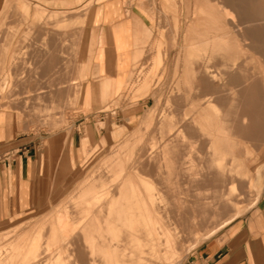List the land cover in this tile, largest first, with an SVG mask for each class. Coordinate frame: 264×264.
Instances as JSON below:
<instances>
[{
	"label": "rangeland",
	"instance_id": "1",
	"mask_svg": "<svg viewBox=\"0 0 264 264\" xmlns=\"http://www.w3.org/2000/svg\"><path fill=\"white\" fill-rule=\"evenodd\" d=\"M138 1L140 12L148 17V25L150 28L147 29L151 30V36L147 33L139 40V43L136 41V51L134 53L136 57L134 63H132L133 80L124 83V87L119 93L116 89L118 77L115 78L113 91L112 93L108 91L109 93L107 92L105 94V98L101 82L109 75L104 72H97L101 69L99 65L101 60L98 55L103 52H99V50L96 51L95 49L98 44V38L93 28L89 25V10L87 9V5L86 7L74 10H53L40 3H35L33 0H0V46L2 44V49L0 48V60L2 59V61H0V138L2 137V139H4V141H0V155L2 156L3 152L10 150L12 147H17L21 142H38V144L49 147L53 140L51 136L62 132H65L66 135H70L73 130L78 132L82 130L86 135V133L88 134L94 130L100 131L102 128L106 130V133H101V144L98 145L96 143L90 146L91 151L86 155L79 168L74 170H52L48 198L43 201L41 207L37 209L36 212H28L25 216L20 218H12L0 222V251L2 252L3 250V254L0 252V257L5 255L4 248L10 247L14 245V243L15 246H17L16 242L17 244H21L22 242V245L18 244L17 246L21 248L19 249L21 250L20 254H17L13 259L11 258L9 260L10 263L12 262L11 264H23V262L30 264L28 261L31 262L27 254L29 243L23 242V240L18 242L19 238L22 239L29 235L33 237L37 231L41 227L44 228L45 225L46 228L44 229V233L48 232L47 228L50 226L48 222H50L58 212L61 211L65 213L66 206L67 212L69 213L71 211V215L72 212H76L80 215L79 212L74 209V202L78 200L82 186L92 177L100 175L99 173H102L101 171L103 170H107L105 175L110 173L106 166L107 159L113 155L116 150L119 149L118 151H120L123 148L122 150L125 151L123 155L127 158L129 156L128 152L130 149H133L134 140L137 139L138 145L135 146L137 148L135 149L136 153H134V155H137L138 152L142 150V147H146V149L152 147L154 148V153H161V151H163V141L167 138V127H160L161 116L169 112L168 109H170V105L168 101L174 98L177 91L180 90L179 92L183 94L185 93L184 91L188 92V89H191L189 87L192 84V80L194 81V75L193 72L189 70L192 66L189 60L202 58V54L205 55V53L206 55L203 58H207L211 61L212 69L215 68L217 70L219 67L218 70L221 68L225 70L229 67V72L227 75H224L225 78L222 80L220 79L219 82H217V86H212V89H218L217 91L222 93L221 102H227L229 100V103H231L229 106L233 104L232 102H236V104H233L234 106L232 105L233 107L231 106V119L234 121V131L235 134H237L236 138L241 136L238 138L240 139L238 144L241 146L239 147L236 145L234 148L235 154L239 155L240 158L238 156L239 160L236 162L229 161L231 154H228L227 157L229 156V158L226 163L228 166L235 167V172L238 171V168L244 171L245 180L238 183V192L234 195L235 199L232 198L234 201L239 202V206L247 207H245L236 218H231L234 211L233 209L236 207L231 209L233 211L224 207L226 209L225 211L228 210L229 212H224L222 210V205L218 204L217 207V199L212 197L216 191L215 189L218 188L220 191L216 192L220 193L222 189L226 187L223 186L224 184H222L223 182L221 181L215 183L212 177L207 178L209 183H205L204 180L199 185H194L195 187L190 185L189 182H185L181 185V189L179 190L180 195H176V198L178 197L177 200L173 197L170 198V195L163 196L161 194L164 193H161L159 198L163 201H160L161 199H159V201L164 204L166 203L165 205H169L173 200L181 204L185 201L190 205L191 211L187 204L185 205L184 203L182 206L179 203L180 208L182 206V209L185 208V210H187L181 211L180 209V211L183 214H187L188 212L190 216L197 213H194L192 210L195 211L196 209V211L200 213L202 209V214L200 213L201 216L197 213V219H200L203 214H206L207 218L212 219L214 223L215 232L212 237L224 238L231 234L232 226L236 221L250 215L251 212L260 207L263 201L264 0H228V2L234 3V7L230 5L229 8H224L225 5L223 4H221L223 5L222 7L220 4H216L215 2H218V0H211V4H216V10L219 7L217 10L218 12L219 9L221 11L223 8V11H221L222 13H219L223 17L222 21L229 24L228 26H232V30H236L235 35L244 49V51L237 52V54L241 53L242 56L240 54V56H237L235 49L232 51L233 53L235 52L234 54L225 51L226 54L224 53L221 55L222 59L224 58L223 60H220V56H218L220 58L217 57V59L212 57V50L199 51L195 49L194 51L189 49V46L187 48L185 47V45H190L194 40L193 31L196 29V26L197 28H202L203 21H206V17H209L208 12L206 14V11H201L202 8L207 6L205 0ZM226 8H228L229 11ZM233 17H235V20H233ZM225 19H227V22ZM33 22L35 24L37 23V25H34ZM191 28H194L193 31ZM185 32H187L186 34L190 37L185 35ZM188 33H192V35ZM184 35L189 39L191 38V42H189V40L186 41ZM3 43H5V45ZM181 44H183L184 47ZM32 49H34V51H32ZM184 49H186L188 53ZM179 50H181V52ZM177 51L179 52L177 53ZM32 52L37 53L36 57ZM198 52L200 53L198 54ZM3 54L6 57L3 56ZM207 54H209V57ZM179 55H181V57ZM2 57H4V59ZM112 61L113 59L110 57L109 70H113ZM230 62L232 66L229 64ZM184 64H186V66ZM96 72L97 74H95ZM145 77H148L149 80L147 88L143 90L136 89L137 83H140ZM182 77H184V79ZM101 79L103 80L101 81ZM185 81L188 83L186 84ZM223 84L226 85L224 88ZM78 85L81 88H79ZM74 87L76 88L74 89ZM175 87L177 88L175 89ZM183 88H185L184 91ZM78 90L80 93L79 98H77L78 102L76 100L73 101L76 99L74 97L78 94L75 93V91ZM139 91L141 92L138 93ZM234 91L235 93L233 94ZM173 101L176 103L179 102V105L182 107L180 109L181 111H185V109L189 108V104L186 105V103H183L185 101L182 100V98H177ZM151 110H153L154 119L146 127L143 119L145 114L151 112ZM243 115H246L245 122H243ZM81 122H83L82 125H80ZM115 127L117 128L114 131ZM140 135H142V138H139ZM19 138H22V140L20 141ZM152 138L156 141L154 144L151 143ZM181 138H183V135H181ZM236 138L234 139L238 140ZM129 139H132L131 143L129 142L130 145L127 143ZM67 141V137L62 138L61 145H65ZM129 146L132 147L129 148ZM152 148H150V150ZM207 148L208 147L195 148L200 151L194 149L193 156L195 158L201 156V158L198 159L199 161L196 158L197 164L201 162L200 159L203 160L207 157ZM202 163L201 165L205 167L206 163L203 161ZM105 166L107 168H103ZM198 166H200V164H198ZM93 173L96 174L93 175ZM91 175L92 177L90 178ZM105 177L111 179L114 176L106 175ZM195 188H197L199 192L202 188L203 192H207L208 190L210 192L211 189V195H209V192L208 194L201 192L203 196L204 194L208 195L207 203L215 199L214 203L216 204L210 203L212 204V207H210L211 205L208 203V206L205 202L207 197H202L200 194L201 192L196 193L197 190ZM206 188L210 189L207 190ZM187 189L190 192H188ZM193 189L196 190L193 192L194 194L191 193ZM181 190L184 191L183 193L185 195L181 194ZM224 191L226 190L224 189ZM189 193L192 194L190 195L192 198L189 196ZM181 195L182 197L185 196L187 200L194 202L193 206L195 207L192 206V202L186 201L185 197L182 201L179 200ZM194 195H196L195 201L193 200L195 199ZM172 198L173 200L168 204L166 201ZM199 199L205 202V207H203L204 205ZM197 201L202 205H200V208L198 206L199 204H196ZM174 202H172L170 206H173ZM213 207L215 208L214 211L211 210V208L214 209ZM218 208H221V211H217ZM62 209L65 210L63 211ZM207 209L208 211L206 213ZM209 211H211V213ZM215 211L216 215H214ZM190 212L192 213L189 214ZM46 229L47 231L45 232ZM46 234H48L49 237V233ZM42 237L41 244H44V246H40L41 250L39 253H42L41 251L44 252L40 255L38 253L36 257H30L33 258L32 262H36L35 264H44L46 260L49 262L52 258L51 255L53 253L55 254L53 250L57 251L60 245L64 248L63 254H65L67 250H70V247L74 248L79 255L78 262H81L80 264H90V262H88L90 259L85 252L83 240H80L81 243H79V240L76 242L75 239L76 243L72 246L73 244L69 241L51 242L47 239V235H42ZM44 238L46 240H44ZM59 242L63 244H59ZM65 242L68 248L65 246ZM67 243H69L70 247ZM184 243L181 245V252H183V254L175 257L174 261L167 263L168 261L163 260L155 262L154 264H183L200 246L199 244L188 249L187 244H189V240ZM46 244L48 248L50 247L49 250L47 246H45ZM183 250H187V252L185 253ZM126 251H128L127 248ZM54 254L52 256H54ZM26 257L27 260H25ZM96 257L99 256L97 255ZM66 260L69 264H76V262H72L74 260L69 259L68 261V258ZM99 260L97 258L95 264H102V261L100 260L101 262H99ZM92 261L94 260L91 259V263Z\"/></svg>",
	"mask_w": 264,
	"mask_h": 264
},
{
	"label": "bare ground",
	"instance_id": "2",
	"mask_svg": "<svg viewBox=\"0 0 264 264\" xmlns=\"http://www.w3.org/2000/svg\"><path fill=\"white\" fill-rule=\"evenodd\" d=\"M205 2L207 6L205 8H202L201 11L204 12L206 11V14L208 12L209 17H206L207 18L205 19L206 21H203L204 23L202 25L203 26L202 28L199 27L200 25L198 26L199 28H197L196 26V29L194 31L193 29L195 27L193 26L194 28H191L195 37L194 38L192 36L194 39L192 42L190 40L191 38L189 39L185 36L187 35L186 33L188 31L185 32L184 36L186 38V41L189 40V42H191L190 45H185V47L187 48L189 46V49H192L194 51L195 49L199 51L212 50V57L216 59L218 56L221 57V55H223L225 51L227 53L228 52L230 53L235 49L236 54L237 52L244 51V49L242 48L243 46H241L242 44H240L238 38L235 35L236 30H232L233 29L232 26H228L229 24H226L222 21L223 17L219 13L223 11V8L221 9V11L219 9V12L217 11L219 7L216 10L217 3L220 5L221 4L225 5L224 8L225 7L229 8L230 5L234 7V3L228 2V0H218V2L217 1L215 2L216 4H211L212 2L211 0H205ZM223 5H221V7ZM234 18L235 17H233V20H235ZM225 20L227 22V19ZM33 24L37 25V23L35 24L34 22ZM59 27L62 28L61 26ZM238 28L240 29L239 26ZM145 31H146L145 35L148 33L151 36L152 33L151 30L145 28ZM188 34L192 35V33H188ZM137 41L139 43V40ZM3 44L5 45V43ZM122 44L124 47H128L129 45V43L126 41H124ZM181 45L183 46V44ZM184 50L186 51V49ZM32 51H34V49H32ZM179 51L181 52V50ZM179 51H177V53ZM186 52L188 53V51ZM199 53L200 52H198V54ZM32 54H35L34 56L36 57L37 53L32 52ZM239 54L242 56L241 53H238L237 56H240ZM205 55L202 54V58L199 59L189 60V63L192 64L191 69L189 70L192 71L194 75V81L192 80L191 86L190 87L188 86L191 89L187 88L189 90L187 92L184 91L185 88H183V91L185 93L181 94L179 90L177 91V93H175L173 99H171L170 101L167 100L169 102L168 104L170 105V109H168L169 112L165 114L162 113L163 115L161 116L160 119V123H161L160 127L163 128L164 126L167 127V138L163 141L164 142L163 151H161L162 150L161 149L158 150L161 151V153H154L155 152L153 151L154 148L150 147L152 148L150 150V148L146 149V147H142V150L138 152L137 155H134V153H136L135 149L137 148L135 146L138 145L137 139L134 140L133 149H130V151L128 152L129 156L127 158H125L123 155V152H125L124 150H122L123 148L120 151H118L119 149L116 150V152L107 159V164H106L110 172L109 174L106 175L114 176V177L108 179L107 177H105L106 176L105 173L107 172V170H103L104 172L101 171L102 173H99L100 175H96L97 177L96 176L92 177L91 175L90 178L91 177L92 178L88 182H86L84 186H82L80 190L81 194H79L78 200L74 202L75 203L74 209H76V211H78L80 215H78V213L76 212L75 213L72 212L71 215V211L69 213L67 212L68 210L66 206V210L64 209L66 211L65 213H62L60 211L51 219V221L49 220L50 222L48 223L50 224L49 226L50 229L47 228L48 232H46L47 229L45 230L46 233H49V237L48 234L44 233V229L46 228L45 225L44 228L41 227L37 231L35 236L30 237V235L28 234L29 236H26L25 238L22 239L19 238L18 242H21L23 240V242L29 243L28 244L29 247L27 246L28 247L27 254L29 260H31V262L28 261L30 264L34 263L32 262L33 258L30 257H36V255L41 250L40 246L42 245L41 244L42 243L41 240L43 238L42 235L43 236L47 235V239H49V241L51 242L63 241V240L67 242L69 241L70 243L73 244V245L71 244L72 246H74V243L78 242V240L79 243H81L80 240H83L85 244V252L90 259V261L88 260L90 264H95L97 258L98 260L100 259L102 261V264H154L155 262H160L163 260L168 261L167 263H171L172 261H174L175 257H178L179 255L183 254V252H181L182 250L181 245L185 241L189 240V244H187L188 247L185 246L189 249L192 246H196L205 242L206 240L211 238L215 232L213 220L207 218L206 214L205 215L203 214L200 219H197L198 216L197 213H199V211H196V209L193 208L195 207L193 206L194 202L187 200L186 197L184 196L186 201H189L190 203L192 202L191 203L193 206L192 208L195 209V211L194 210L192 211L194 213L197 212L196 214H193V216H190L188 215V212L187 214L181 213V211L185 210V208L182 209V206L184 205V203L185 205L187 204L184 200H183L184 201L183 204H181L180 202L176 203L177 201L173 200V198L177 200L178 197L176 198V195L178 194L180 195L179 190L181 189V185H183L185 182H189V184L192 186L194 185L197 186V184L199 185L204 180L205 183H209L207 178H211V177L213 178L212 180L215 183H217L218 181L223 182L222 184H224L223 186L226 187L224 188L226 191L222 189V191L219 193L216 192V191H220L217 188L215 189L216 193L214 192L215 196L213 195L212 197H215L217 199L216 200L217 207L219 204L222 205L223 208L225 207L230 211L234 210L233 214L231 215V218L238 217L239 213L245 207H247V206H239V202L233 200L234 195L238 192V183L240 181L245 180L244 171L238 168V171L235 172L236 168L232 166H228L226 163L227 159L229 158V156L227 157L228 154H231L229 161L236 162L240 158L239 155L235 154L234 148L236 147V145H238L239 147L241 146L238 144L240 140L238 138L241 136L236 138L237 134H235L234 131L235 128L233 124L234 121H232L231 119V106L233 104H236V102L235 101L232 102L233 104L231 106H229V104H231L229 103V100L227 102L226 101L221 102L220 99L222 98V93L221 92L219 93V91H217L218 89L217 90L212 89V86L213 87L217 86L218 84L217 82H219L220 79L222 80L223 78H225L224 75H227V73L229 72L228 69L229 67L225 70H223V68L221 67H220L221 69L219 70H218L219 67L218 68L216 67L217 70L215 68L212 69V64L210 63L211 61L208 60L207 58L206 59L203 58L205 57ZM208 55L209 54H207V56ZM3 56L5 55L3 54ZM179 56L181 57V55ZM98 57H100L101 60V63L99 64L101 69L98 70L97 72L103 73L104 72L103 53L98 55ZM135 57L136 55L130 57L128 54L123 59L122 67H121L122 73L118 76L117 85H116V89L119 93L123 89L124 83L133 80L134 74L132 69V63H134ZM2 58L4 59V57ZM223 59L221 57L220 60ZM0 61H2V59ZM229 64L232 66L231 62ZM184 65L186 66V64ZM97 72L95 74H97ZM182 78L184 79V77ZM102 80L103 79H101V81ZM148 81H149L148 77H145L140 83H137L136 89L138 88L139 90H143L147 88ZM101 85H102L101 87L103 88L102 91L104 97L106 98L105 94L108 91H110V93H112L113 91L114 79L112 77H107V78L105 77L103 82H101ZM224 86L226 85L223 84V88ZM75 88L76 87H74V89ZM79 88L81 87L79 86ZM176 88L177 87H175V89ZM140 92L141 91H139L138 93ZM75 93L78 94L76 95V97H74L76 99H74L73 101L76 100L78 102L77 98H79V94H80L79 90L75 91ZM234 93L235 91L233 92V94ZM91 97H92V91H91ZM177 98H182V100L185 101L183 103H186V105L189 104V108L185 109V111L184 110L181 111L180 109L182 107L179 105V102L176 103L175 101H173L174 99ZM153 119H154V114H153V110H151V112H147L144 116L143 121L145 123V126L147 127L152 122ZM245 121H246V115H243V122ZM181 135H183V138H181ZM139 138H142V135H140ZM234 138L238 140H235ZM131 140L132 139L127 140V143L129 142L131 143ZM155 142H156L155 139L152 138L151 143L154 144ZM130 143L128 145H130ZM131 147L129 146V148ZM186 147L188 150L186 149ZM198 147L200 148L208 147L207 157L203 160L200 159L201 162H198L200 166H198L196 162V158L198 160L199 158H201V156H199V158L198 157L195 158L193 156L194 149ZM196 151H200V150L197 149ZM202 161L206 163L205 167H203L204 164L202 163ZM201 163L203 164V166L201 165ZM106 166L103 168H107ZM95 174L93 173V175ZM198 188L200 190L199 186ZM188 189L187 191L190 192ZM195 189L197 190V188ZM206 189L208 190L210 188H206ZM196 190L193 189L191 193L194 194L193 192H195ZM211 191L212 190L210 189V192ZM183 192L184 191H182L181 194H184ZM198 192L199 191L197 190L196 193ZM202 192L200 193L201 195L205 191L203 193ZM208 192L209 190L205 193L208 194ZM210 192L209 195H211ZM191 193H189V196L192 195ZM160 194L163 196L170 195L169 196L170 198L173 197L172 199L166 202H168L169 204V202L173 200L172 202L175 201L174 205L175 204L176 205L170 206L172 205L171 204L172 202H170L169 205H165L166 203L164 204L163 202H160L163 201L161 198H159V196H161ZM204 196L207 197L205 201L206 204L208 203L213 204L215 202L214 201L215 199L213 198L214 200H212V202L208 201L207 203L208 195L204 194ZM204 196L202 195V197ZM181 197L182 195L179 197L180 198L179 200L182 201L184 197L182 198ZM190 197L192 198V196ZM194 198L195 199L193 200L195 201L196 195H194ZM159 199L161 200L159 201ZM199 201H197L198 203L196 202V204H199ZM205 202H202V204L204 205ZM179 203L182 205L181 208ZM212 204H210L211 205L210 207H212ZM200 205L201 204L198 205L199 208ZM213 206L215 207V205ZM188 207H190V205H188ZM203 207H205V205ZM233 207L236 208L231 210ZM215 208L214 209L211 208V210L214 211ZM223 208L222 210L224 212H229L228 210L225 211L226 209ZM218 209L217 211H221V208ZM189 210L191 211V207ZM201 211L200 213L202 214ZM207 211L208 209L206 210V213ZM209 212L211 213V211ZM191 213L192 212H190L189 214ZM214 215H216V211ZM45 238L44 240H46ZM18 244L16 242L17 246ZM59 244H63V243L59 242ZM67 244L69 245V243ZM20 245H22V242ZM76 245L75 247L77 248ZM17 246H15L14 243V245L7 247L6 249L4 248L5 255L0 257V264L12 263V262L10 263L9 260L11 258L13 259L17 254H20L21 251L19 250L21 248ZM43 246L44 244L42 245V247ZM45 246H47V244ZM65 246L67 247L66 242H65ZM49 248L47 246L48 250ZM126 248L128 249V251H126ZM63 249L64 248H62L60 245L57 248V251L53 250V252L55 251V254L51 251L54 254V256H52L53 254L51 255L50 253L52 258L49 260V262H47L46 260L47 263L46 262L45 263L69 264V262H67L66 260L67 258L68 261L69 259H71L74 260L72 262L74 263L76 262V264L79 263L78 262L79 255L77 253V250L70 247L69 248L70 250H67L65 254H63ZM183 251H185V253L187 252V250H183ZM41 252L43 253L44 251ZM1 253L3 254V250ZM42 253H39V255ZM97 255L99 257H96ZM91 259L94 260L92 261V263H91ZM25 260H27V257ZM100 260L99 262H101ZM23 264L26 263L23 262ZM96 264H100V263H96Z\"/></svg>",
	"mask_w": 264,
	"mask_h": 264
},
{
	"label": "crops",
	"instance_id": "3",
	"mask_svg": "<svg viewBox=\"0 0 264 264\" xmlns=\"http://www.w3.org/2000/svg\"><path fill=\"white\" fill-rule=\"evenodd\" d=\"M33 1L53 10H74L87 5L89 25L98 38L95 49L103 52L104 73L113 79L122 73L123 59L128 54L134 56L136 41L144 37L145 28H150L148 17L140 12L138 0ZM124 41L129 43L128 47L123 46ZM110 57L113 70H109ZM103 132L106 133L104 128L86 135L82 130H73L70 135L62 132L51 136L49 147L38 142H21L3 152L0 155V222L36 212L48 198L52 170L79 168L90 153V146L101 144ZM64 137L68 141L61 145ZM0 141L4 139L1 137ZM183 264H264V198L260 207L233 224L228 237L208 239Z\"/></svg>",
	"mask_w": 264,
	"mask_h": 264
}]
</instances>
